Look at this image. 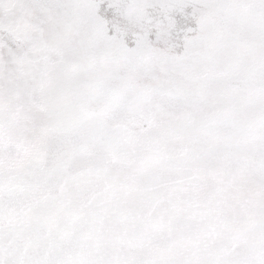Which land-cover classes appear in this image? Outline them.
<instances>
[{
  "label": "snow or ice",
  "instance_id": "obj_1",
  "mask_svg": "<svg viewBox=\"0 0 264 264\" xmlns=\"http://www.w3.org/2000/svg\"><path fill=\"white\" fill-rule=\"evenodd\" d=\"M0 264H264V0H0Z\"/></svg>",
  "mask_w": 264,
  "mask_h": 264
}]
</instances>
